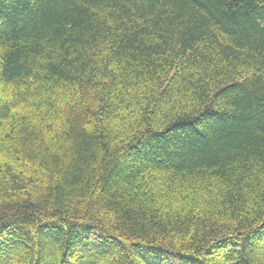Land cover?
Segmentation results:
<instances>
[{"label":"trees","instance_id":"16d2710c","mask_svg":"<svg viewBox=\"0 0 264 264\" xmlns=\"http://www.w3.org/2000/svg\"><path fill=\"white\" fill-rule=\"evenodd\" d=\"M0 264H264V0H0Z\"/></svg>","mask_w":264,"mask_h":264}]
</instances>
